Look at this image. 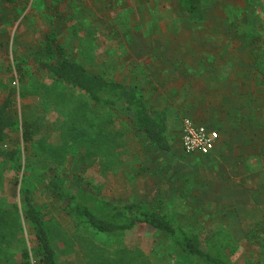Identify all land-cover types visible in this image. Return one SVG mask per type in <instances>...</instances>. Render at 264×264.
Wrapping results in <instances>:
<instances>
[{
  "label": "rangeland",
  "instance_id": "rangeland-1",
  "mask_svg": "<svg viewBox=\"0 0 264 264\" xmlns=\"http://www.w3.org/2000/svg\"><path fill=\"white\" fill-rule=\"evenodd\" d=\"M201 12L200 20L186 16L180 0H0V103L12 98L9 117L35 124L32 143L22 141L20 128L0 149L20 154L23 186L43 212L58 264H154L156 252L167 247L144 228L117 235L90 229L48 190L50 175L79 188L100 215L104 201L143 199L173 211L202 238L212 237L236 264H264V0H202ZM52 29L71 59L137 84L146 96L156 88L147 71L153 55H163L167 69L176 65L193 75L200 89L212 90L205 107L213 118L220 114L226 156L186 154L178 115L172 152L159 151L82 92L51 80L37 61ZM82 156L79 176L75 163ZM14 176L0 156V264H20L21 248L34 245Z\"/></svg>",
  "mask_w": 264,
  "mask_h": 264
},
{
  "label": "trees",
  "instance_id": "trees-1",
  "mask_svg": "<svg viewBox=\"0 0 264 264\" xmlns=\"http://www.w3.org/2000/svg\"><path fill=\"white\" fill-rule=\"evenodd\" d=\"M7 1L11 4L16 2ZM201 7L202 0H180L182 13L197 20L202 19ZM37 62L51 80L82 92L93 107L115 114L157 150L172 152L169 109L151 104L137 84L126 85L108 79L71 59L66 49L59 43L56 30L52 29L47 33L43 56ZM254 67L257 69V64H254ZM260 68L264 69V64ZM22 69L23 65L17 64L16 70L20 71L21 76ZM14 72L11 70L12 74ZM14 105L15 102L10 97L4 98L0 103V145L9 139L11 132L20 128L24 143L30 144L34 140V122L20 123L9 117ZM0 156L13 165L14 183H21L19 202L22 219L26 229L32 234L34 243L32 247L24 245L21 248L20 264H58L43 212L35 203L33 190L23 186L26 177L20 154L16 150L0 149ZM85 161V157L82 156L75 163V168H80L79 176L80 172H84L81 168ZM46 185L56 199L66 202V206L75 216L97 233L117 235L143 228L152 231L157 241L159 240L163 247H167L164 251L156 252L154 264H168L180 259L196 264H236L212 237L204 239L188 227L180 225L173 211L155 207L143 199L107 200L102 204L104 215H100L86 204L84 192L79 188L72 190L66 187L59 176H48ZM14 207L18 210L17 202L14 203Z\"/></svg>",
  "mask_w": 264,
  "mask_h": 264
},
{
  "label": "crops",
  "instance_id": "crops-1",
  "mask_svg": "<svg viewBox=\"0 0 264 264\" xmlns=\"http://www.w3.org/2000/svg\"><path fill=\"white\" fill-rule=\"evenodd\" d=\"M45 43H46V38H45ZM151 60H152L151 65H148L147 71L152 72L151 75L154 77L152 81V86H155L156 88L152 87L153 90H151L150 95L146 96L149 102L154 105H156V103L158 102L160 105L157 106H163L169 109L171 127H172V119L176 118L177 115L179 116L177 125L175 127L178 128V135L180 137V141H181L182 119L183 117H186L182 115L183 112V110L181 109L182 106L185 111L184 114L188 115L197 123L203 124L205 126H208L216 130H218L217 128H220L221 136L218 140L217 147L215 151H213L211 154L206 156L217 157L221 153H223L226 156L227 150H224L226 148L225 147L226 145L223 143H226L227 140L222 136L223 135L222 128L220 127L221 125L218 123V120L220 119V114H217L213 118V116L208 112L209 107H205V104H208L209 102L208 100L210 99V97H212L211 96L212 90L209 87H208L209 91H206L205 89L203 90V87L202 89H200V87L196 83V80L193 79V75H189L188 72H186L183 68L181 69L178 66L173 65L172 67H169L170 69H167V65L164 64L165 57L161 54L153 55V58ZM170 62L178 63L179 61H175L171 59ZM199 71L200 70L198 69L196 71H193V73L196 74ZM209 78L210 76H205L206 79L205 82H207L208 84L210 83L208 86L211 85V88L213 89L212 80L210 81L211 78L210 79ZM205 87L207 88V86ZM221 93L223 95L227 94L226 91H222ZM236 94L238 95L239 93ZM230 96L232 98L237 97L235 96L234 93H232ZM230 96L229 99L233 102ZM169 103L172 104V106ZM235 114L236 112L233 113V115ZM239 118H236V120ZM237 124L239 125L240 123ZM220 131L218 130L219 134ZM229 148H233V145H230ZM195 155H200V154H195Z\"/></svg>",
  "mask_w": 264,
  "mask_h": 264
},
{
  "label": "built area",
  "instance_id": "built-area-1",
  "mask_svg": "<svg viewBox=\"0 0 264 264\" xmlns=\"http://www.w3.org/2000/svg\"><path fill=\"white\" fill-rule=\"evenodd\" d=\"M220 134L218 130L199 124L190 117L182 120L181 143L188 155H209L215 151Z\"/></svg>",
  "mask_w": 264,
  "mask_h": 264
}]
</instances>
